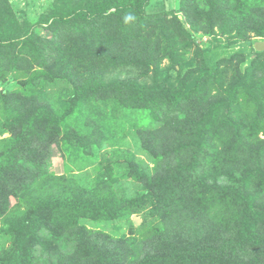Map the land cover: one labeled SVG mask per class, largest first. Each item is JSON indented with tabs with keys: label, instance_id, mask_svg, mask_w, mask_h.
Segmentation results:
<instances>
[{
	"label": "trees",
	"instance_id": "1",
	"mask_svg": "<svg viewBox=\"0 0 264 264\" xmlns=\"http://www.w3.org/2000/svg\"><path fill=\"white\" fill-rule=\"evenodd\" d=\"M149 4L0 0V264H264V0Z\"/></svg>",
	"mask_w": 264,
	"mask_h": 264
},
{
	"label": "rangeland",
	"instance_id": "2",
	"mask_svg": "<svg viewBox=\"0 0 264 264\" xmlns=\"http://www.w3.org/2000/svg\"><path fill=\"white\" fill-rule=\"evenodd\" d=\"M15 2V4L17 5V7L19 9H28V11L30 12L31 15L34 14H38L41 11H43L45 8L48 7V4L50 2H52V0H13ZM167 0H151V6L149 8H147L149 11L152 10H157V9H164L167 5L166 3ZM152 8V9H151ZM176 9V8H175ZM22 13H24V11H22ZM43 33H46V31H43ZM204 40V37H200L199 38V42L201 43ZM238 45H233L230 49V51L232 50H236L238 49ZM130 140V145H131V150L134 151V153L138 156L140 155V157H142V154H140V150H139V140L137 137L131 135L129 137ZM48 167L50 171H56V169L58 167H60V169L58 171H62L63 169V160H62V156L60 155V153L58 151L55 150V153L53 156H51V158L48 160ZM63 172V171H62ZM61 172V173H62ZM14 202L13 198H11L9 201L8 199H6V204L9 207L12 203ZM112 224H106V225H99L97 227H100L102 229H105L107 231H111L112 229Z\"/></svg>",
	"mask_w": 264,
	"mask_h": 264
},
{
	"label": "crops",
	"instance_id": "3",
	"mask_svg": "<svg viewBox=\"0 0 264 264\" xmlns=\"http://www.w3.org/2000/svg\"><path fill=\"white\" fill-rule=\"evenodd\" d=\"M166 3H167V5H166V7L164 9H168V8H174L175 9V8H178L179 0H167ZM150 6H151V2L149 4L148 8ZM157 10H160V9H157ZM59 169H60V167H58L55 172L56 173H61L63 171V170L62 171H58Z\"/></svg>",
	"mask_w": 264,
	"mask_h": 264
},
{
	"label": "water",
	"instance_id": "4",
	"mask_svg": "<svg viewBox=\"0 0 264 264\" xmlns=\"http://www.w3.org/2000/svg\"><path fill=\"white\" fill-rule=\"evenodd\" d=\"M255 50H263L264 49V40H257L254 42Z\"/></svg>",
	"mask_w": 264,
	"mask_h": 264
}]
</instances>
